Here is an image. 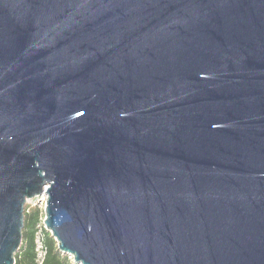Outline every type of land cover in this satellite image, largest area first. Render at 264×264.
Segmentation results:
<instances>
[{
  "label": "water",
  "instance_id": "water-1",
  "mask_svg": "<svg viewBox=\"0 0 264 264\" xmlns=\"http://www.w3.org/2000/svg\"><path fill=\"white\" fill-rule=\"evenodd\" d=\"M44 197L75 264H264V0H0V264Z\"/></svg>",
  "mask_w": 264,
  "mask_h": 264
},
{
  "label": "trees",
  "instance_id": "trees-1",
  "mask_svg": "<svg viewBox=\"0 0 264 264\" xmlns=\"http://www.w3.org/2000/svg\"><path fill=\"white\" fill-rule=\"evenodd\" d=\"M45 212L41 207H32L25 213L23 243L15 264H38L39 246L45 255L43 264H75L69 256L59 252L56 241L44 229Z\"/></svg>",
  "mask_w": 264,
  "mask_h": 264
},
{
  "label": "built area",
  "instance_id": "built-area-1",
  "mask_svg": "<svg viewBox=\"0 0 264 264\" xmlns=\"http://www.w3.org/2000/svg\"><path fill=\"white\" fill-rule=\"evenodd\" d=\"M46 205H47V198L44 197L41 200L30 202V206L26 210H27V212H29L32 207L38 206V207H41L45 212ZM42 249H43V247L40 245L39 251H38L39 252L38 264L44 263L45 255L43 252H41Z\"/></svg>",
  "mask_w": 264,
  "mask_h": 264
}]
</instances>
